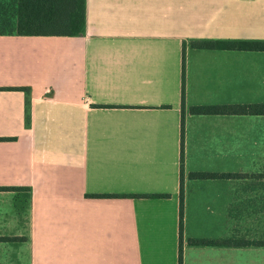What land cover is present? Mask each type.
Returning <instances> with one entry per match:
<instances>
[{"label": "crops", "instance_id": "obj_1", "mask_svg": "<svg viewBox=\"0 0 264 264\" xmlns=\"http://www.w3.org/2000/svg\"><path fill=\"white\" fill-rule=\"evenodd\" d=\"M198 40H264V0H85L79 35L0 33V264H178L181 184V264H264L240 245L264 241V115L189 112L264 103V51Z\"/></svg>", "mask_w": 264, "mask_h": 264}, {"label": "trees", "instance_id": "obj_2", "mask_svg": "<svg viewBox=\"0 0 264 264\" xmlns=\"http://www.w3.org/2000/svg\"><path fill=\"white\" fill-rule=\"evenodd\" d=\"M10 8L3 15L0 23V33L13 32L22 36H75L84 32L85 0H3L0 5ZM10 10V11H9ZM3 25V26H2ZM190 47L195 49H226L264 51V40H198L191 41ZM184 50L182 48L181 73V119H180V171L183 169L184 144ZM191 114H242L264 115V103L234 104V105H205L191 106ZM193 176H207L194 174ZM182 184L180 185L179 207V252L178 264H181L182 241ZM199 245H227L226 242L209 240H189ZM240 245L264 246V241L240 242Z\"/></svg>", "mask_w": 264, "mask_h": 264}, {"label": "rangeland", "instance_id": "obj_3", "mask_svg": "<svg viewBox=\"0 0 264 264\" xmlns=\"http://www.w3.org/2000/svg\"><path fill=\"white\" fill-rule=\"evenodd\" d=\"M0 2H3V0H0ZM10 7L8 6H6V5H3V4H1L0 5V23L1 22H3L2 20H3V18H4V16L3 15H7V14H5V13H7V10L9 9ZM10 11V10H9ZM3 26V25H2ZM1 29V28H0Z\"/></svg>", "mask_w": 264, "mask_h": 264}]
</instances>
